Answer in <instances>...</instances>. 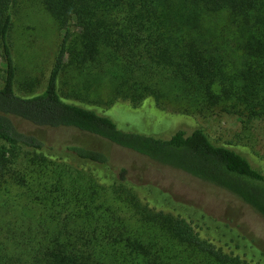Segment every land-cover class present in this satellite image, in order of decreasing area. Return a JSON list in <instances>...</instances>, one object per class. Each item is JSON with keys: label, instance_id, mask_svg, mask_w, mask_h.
Wrapping results in <instances>:
<instances>
[{"label": "trees", "instance_id": "obj_1", "mask_svg": "<svg viewBox=\"0 0 264 264\" xmlns=\"http://www.w3.org/2000/svg\"><path fill=\"white\" fill-rule=\"evenodd\" d=\"M19 2L0 0V264H245L202 239L185 217L152 210L135 195H126L123 212L93 184L49 182L42 172L37 189L20 193L24 202L1 193L16 151L45 145L21 130L17 118L36 127L75 128L131 150L224 190L264 220L263 161L214 140L193 119L191 130L168 137L122 130L94 107L100 100L93 94L107 74L111 104L153 98L176 106L172 116L179 119L220 110L250 125L264 116V0H40L62 38L45 88L30 96L15 90ZM67 74L75 82L68 83ZM39 84L24 82L30 89ZM65 148L78 160L110 163L94 147ZM41 193L49 204L39 201Z\"/></svg>", "mask_w": 264, "mask_h": 264}, {"label": "rangeland", "instance_id": "obj_2", "mask_svg": "<svg viewBox=\"0 0 264 264\" xmlns=\"http://www.w3.org/2000/svg\"><path fill=\"white\" fill-rule=\"evenodd\" d=\"M61 38L62 30L40 0H20L12 35L18 66L15 85L18 94L30 96L43 91ZM3 68L0 56V86L3 85ZM110 77L105 74L97 81L93 94L100 102L94 107L111 117L118 128L168 137L180 128L191 130L193 119L214 140L229 142L251 158L264 162V116L245 126L237 114L220 110L196 111L192 116L179 119L172 116L176 106L158 105L153 98H146L134 106L123 99L111 104ZM64 78L68 83L75 82L71 75ZM29 79H39L40 84L30 89L24 85ZM15 121L21 130L40 137L45 145L40 151L27 148L16 151L18 159L7 174L3 196L9 191L18 203L24 202L20 193L29 188L34 190L37 182L43 183L36 179L39 172L45 173L41 179L49 178V182L59 177L87 186L93 184L106 203L121 205L123 212L128 211L130 203L126 195H135L140 204L152 210L185 217L202 239L224 253L240 258L245 264H264V220L224 190L75 128L36 127L17 118ZM69 143L102 150L109 155L110 163L101 166L78 160L65 148ZM121 169H124L123 174ZM40 196L39 201L43 199L47 204L51 201L44 198L43 193Z\"/></svg>", "mask_w": 264, "mask_h": 264}]
</instances>
